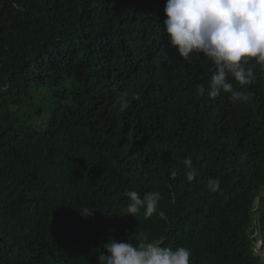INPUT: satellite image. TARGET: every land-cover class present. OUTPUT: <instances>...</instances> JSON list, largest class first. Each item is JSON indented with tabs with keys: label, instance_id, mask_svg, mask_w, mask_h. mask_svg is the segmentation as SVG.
Masks as SVG:
<instances>
[{
	"label": "trees",
	"instance_id": "16d2710c",
	"mask_svg": "<svg viewBox=\"0 0 264 264\" xmlns=\"http://www.w3.org/2000/svg\"><path fill=\"white\" fill-rule=\"evenodd\" d=\"M165 4L0 0V264H97L140 233L192 264H264V69L229 77L240 100L198 95L215 66L168 46ZM129 190L158 211L124 215Z\"/></svg>",
	"mask_w": 264,
	"mask_h": 264
},
{
	"label": "clouds",
	"instance_id": "9594fccd",
	"mask_svg": "<svg viewBox=\"0 0 264 264\" xmlns=\"http://www.w3.org/2000/svg\"><path fill=\"white\" fill-rule=\"evenodd\" d=\"M166 19L163 21L168 46L178 56L189 60L192 55L203 54L215 66L207 88L197 85V94L216 99L228 94L233 100L242 99V93L234 88L232 78L240 86L252 84L256 77L250 61L264 69V0H166ZM128 93L120 95L119 107H129ZM133 98L140 99L139 93ZM188 167L187 180L193 181L198 171L192 166L191 157H185ZM219 180L209 179L213 192L219 191ZM128 199L125 214L136 218L143 209L145 217L158 211L159 192L129 190L124 193ZM89 207L84 216L91 215ZM139 242L132 244L124 240L109 239L103 251L97 256V264H192L191 251L183 246H161L163 241H150L140 233Z\"/></svg>",
	"mask_w": 264,
	"mask_h": 264
},
{
	"label": "rangeland",
	"instance_id": "374dc122",
	"mask_svg": "<svg viewBox=\"0 0 264 264\" xmlns=\"http://www.w3.org/2000/svg\"><path fill=\"white\" fill-rule=\"evenodd\" d=\"M260 247H261V240L260 238H258L257 242H255L254 249H255V252L260 256V260L264 262V250L260 249Z\"/></svg>",
	"mask_w": 264,
	"mask_h": 264
}]
</instances>
